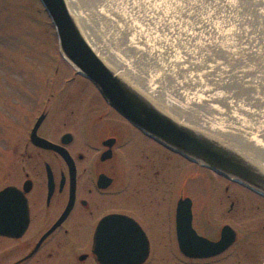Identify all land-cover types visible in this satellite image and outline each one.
<instances>
[{
	"label": "flooded vegetation",
	"instance_id": "obj_1",
	"mask_svg": "<svg viewBox=\"0 0 264 264\" xmlns=\"http://www.w3.org/2000/svg\"><path fill=\"white\" fill-rule=\"evenodd\" d=\"M73 73L61 87L85 95L70 109L74 119L68 127H41L45 104L34 133L67 155L35 144L34 127L17 140L19 169L10 185L25 197L28 222L19 236L0 234L6 264H104L95 235L112 214L139 226L138 256L147 254L137 264H264V194L147 135ZM77 78L90 86L93 102Z\"/></svg>",
	"mask_w": 264,
	"mask_h": 264
},
{
	"label": "snow or ice",
	"instance_id": "obj_2",
	"mask_svg": "<svg viewBox=\"0 0 264 264\" xmlns=\"http://www.w3.org/2000/svg\"><path fill=\"white\" fill-rule=\"evenodd\" d=\"M118 4L125 38L137 34L134 54L140 44L145 48L138 55L154 53L145 60L160 73L162 87L204 88L206 77L213 89L210 94L223 87L227 96L235 94L239 100L256 103L254 86L247 81L259 76L264 87V23L257 28L244 15L247 0H118ZM220 99L227 103L223 94ZM3 196L0 193V218ZM139 231L136 223L120 217H109L101 224L102 238L112 241L123 264H136ZM189 242H198L195 234Z\"/></svg>",
	"mask_w": 264,
	"mask_h": 264
},
{
	"label": "water",
	"instance_id": "obj_3",
	"mask_svg": "<svg viewBox=\"0 0 264 264\" xmlns=\"http://www.w3.org/2000/svg\"><path fill=\"white\" fill-rule=\"evenodd\" d=\"M39 1L55 27L63 57L78 73L96 85L103 98L119 114L147 135L190 160L264 194V169L254 158H249L240 149L227 144L218 137L173 117L154 98L119 74L88 40L77 18L67 6L66 0ZM43 118L44 113L33 125L31 134L33 142L42 147L55 149L61 155L66 156L67 152L59 145L34 134L35 128L39 127ZM24 189L26 190V186ZM0 193L4 194L3 214L11 211L14 213L13 217L0 218V234L19 236L28 222L25 197L21 190L12 185L2 188ZM109 217L131 220L120 214H112L102 220L95 235L99 260L104 264H112V262L123 264L122 256L106 254L112 251L118 252L111 240L107 242V238H102L101 224ZM146 254L147 249L145 255L142 254L136 258V264Z\"/></svg>",
	"mask_w": 264,
	"mask_h": 264
},
{
	"label": "rangeland",
	"instance_id": "obj_4",
	"mask_svg": "<svg viewBox=\"0 0 264 264\" xmlns=\"http://www.w3.org/2000/svg\"><path fill=\"white\" fill-rule=\"evenodd\" d=\"M83 1L78 0L79 8L89 9L87 1ZM247 3L244 15L250 16L259 28L264 23V0ZM87 16L89 24L100 21L99 15ZM73 71L60 51L54 25L39 0H0V189L14 182L19 169L17 140H22L45 104L49 105L41 127H68L74 119L70 109L76 108L85 95L73 94L77 88L70 85L67 90L61 87L65 78L74 75ZM76 80L81 84L80 92L91 95L90 86L80 78ZM90 99L93 102L92 95ZM90 119L93 123V116L88 123ZM4 248H8V243L0 240V250ZM4 257L5 254L0 255V264L11 261Z\"/></svg>",
	"mask_w": 264,
	"mask_h": 264
},
{
	"label": "bare ground",
	"instance_id": "obj_5",
	"mask_svg": "<svg viewBox=\"0 0 264 264\" xmlns=\"http://www.w3.org/2000/svg\"><path fill=\"white\" fill-rule=\"evenodd\" d=\"M86 1L89 5L87 10L79 8L78 0H66L88 40L119 74L154 98L173 117L237 147L249 158H254L264 169V87L261 86L259 76L247 81L254 86L255 104L251 100H239L235 94L227 96L223 87L210 94L213 89L212 85L207 83L206 77L204 88L197 86L192 90L183 88L173 91L169 87H162L159 84L160 73L153 71L151 64L145 60V56L154 53L148 51L144 55H138L143 53L145 48L140 44L135 49L137 54H134L132 48L138 43L137 34L132 33L125 38L123 21L117 11L118 0ZM262 11L264 13V8ZM89 13L99 15L100 21H91L92 24H89ZM148 43L152 44V41ZM137 69L138 71H135ZM220 94L227 97V103L221 101ZM240 104L243 108L239 107Z\"/></svg>",
	"mask_w": 264,
	"mask_h": 264
}]
</instances>
